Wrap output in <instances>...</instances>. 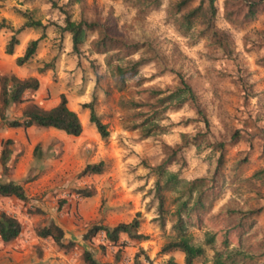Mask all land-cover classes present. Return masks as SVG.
Listing matches in <instances>:
<instances>
[{"label":"rangeland","instance_id":"1","mask_svg":"<svg viewBox=\"0 0 264 264\" xmlns=\"http://www.w3.org/2000/svg\"><path fill=\"white\" fill-rule=\"evenodd\" d=\"M54 1L64 7L69 2ZM181 1L187 2L177 14L179 18L201 4L208 8L211 4V0H161L159 7L146 8L138 0H86L84 10L79 5L67 9L76 21L85 17L110 22L119 33L135 31L138 39H143L144 32L169 67L181 71L192 85L208 126L192 103L175 109L159 103L178 89L179 79L174 72H163L158 63L138 68L135 76L127 75L121 82L128 61L147 56L143 50L121 60L116 52L97 54L93 43L98 35L91 32L76 54L71 37L60 35L53 26L64 25V16L47 0H0V19H8L15 29L22 26L23 19L13 12L14 7L30 9L35 19L50 25L38 53L23 67L17 66L16 60L31 41L42 36V30L20 34L13 56L6 54L12 33L0 30V77L14 74L21 79H39L40 89L29 92L27 98L43 108H53L65 95L84 126L82 135L74 138L38 127L11 130L0 118V154L3 142L10 139L15 143L11 146V170L5 175L0 164V178L21 184L28 195L27 202L0 197V213L17 217L23 225L16 241L5 244L0 240V251L21 238L31 241L40 237V229L57 219L81 241L67 251L57 247L68 257L63 264H84L83 253L91 249L103 257L101 262L107 259L111 264H134L141 251L144 264H150L146 257L153 264H167L172 259L184 264L182 252H162L176 239L173 225L178 192L163 190L158 195V181L164 185L168 177H158L153 168L163 162L169 145L178 151V158L168 171L185 181L213 177L224 154L220 174L225 181L212 210L200 220L194 215L186 218L193 243L206 248L196 264H264V210L254 217L245 216L240 227L230 233L229 227L235 224L226 212L264 207V11L244 22L242 16H228V7L235 6V0H213L216 31L204 37L198 25L190 32L177 28L173 11H178ZM89 103H94L108 127L107 139L90 123V111L84 107ZM25 106L16 105L7 112L8 118L19 119ZM184 134L192 138L199 134L197 143L179 149ZM39 144L43 152L40 160L34 156ZM101 161L107 164L104 174L81 176L88 163ZM82 190L93 196H79ZM159 197L164 200L162 207ZM138 213L139 233L148 236L145 241L123 236L114 246L104 232L90 242L82 240L93 226L131 223ZM208 235L216 237L212 246L205 245ZM43 256L44 251L37 257L43 260ZM35 259L31 258V264H38Z\"/></svg>","mask_w":264,"mask_h":264},{"label":"trees","instance_id":"2","mask_svg":"<svg viewBox=\"0 0 264 264\" xmlns=\"http://www.w3.org/2000/svg\"><path fill=\"white\" fill-rule=\"evenodd\" d=\"M32 1V0H30ZM142 6L148 8L159 7L161 0H138ZM54 8L58 9L64 16V25L53 24L57 28V32L63 36H70L72 39L73 52L79 54L88 38L89 33H97L98 37L93 43L94 51L97 54H109L115 53V56L119 59H127L144 51L147 55L139 60H129L127 63V69L125 74L120 80L123 83L125 77L128 75L135 76L138 68L156 62L162 68V71L174 72L179 79V87L176 91L171 92L169 95L159 99L160 104H168L169 108H179L187 103H192L197 110V114L203 119L206 126H208V120L204 114V111L199 103V98L181 71L169 67L166 59L159 53L157 48L150 42L147 35L142 32L141 27L137 24L136 28L142 32L143 39L136 38L135 31L132 32L128 29L122 30L119 33L118 30L113 27V24L99 23L96 21H88L85 17H82L80 21L73 19L72 13L67 9L74 5H79L83 8L86 5V0H69L66 7L59 6L54 0H47ZM187 1H181L177 4L178 11H173L175 24L177 28L183 32H190L197 25L201 28L200 36L206 37L216 31V12L213 0H211L210 8L205 7L203 4L193 9L191 12L177 17L182 9L185 7ZM228 16L231 18L233 15L235 19L243 17L242 21L253 20L257 15L264 11V2H255L253 0H235V6L228 7ZM13 12L24 20L23 25L15 29L10 21L5 18L0 19V30H8L12 33L10 40L6 45V54L15 55L16 47L20 43L19 35L25 30L39 29L42 30V36L29 43L24 52V55L16 60V64L19 67H23L34 59L38 53L42 43L45 41L47 34L46 31L50 25L44 24L42 21L33 17L32 12L24 10L19 7H14ZM176 16V17H175ZM116 30V31H115ZM132 30V29H131ZM216 35V34H215ZM141 38V37H140ZM41 87V83L37 78L21 79L17 75H3L0 77V118L5 123L8 129H24L28 130L32 127H38L41 129H54L65 133L68 136L79 137L84 131V126L78 112L72 110L68 105V100L65 95H62L61 102L51 108L45 109L38 105L33 98H27L29 92H37ZM134 105L135 103L132 102ZM25 104V108L19 119L10 120L7 116V112L13 110L16 105ZM85 108L90 111V123L99 133L102 139H107L110 135L107 125H105L101 118L98 116L95 110L94 103L84 105ZM189 122V121H187ZM158 127V126H157ZM199 134L193 138L189 134L183 135V147L189 146L192 142L197 143ZM192 139V141H190ZM15 145L13 140H7L2 143V151L0 154V164L3 167L5 175H8L11 168L10 163L13 156V150L11 146ZM223 145H219L220 151H223ZM43 155L42 144L36 146L34 156L40 160ZM165 159L163 162L153 168V171L158 177H168V181L162 185L160 181L157 184L158 195L163 190H172L178 192L179 205L174 212L176 218L173 225V229L176 232V239L164 246L162 252L169 253L172 251H180L184 254V264H196L206 253L204 246L195 245L191 236L188 233V227L186 218H191L194 215L200 220L203 213H208L212 210L216 201L217 194L220 193L222 186L224 185L223 175L220 174L222 169L224 154L221 153L218 161V167L214 173V176L210 179L198 178L192 181L181 180L177 174L169 173L168 168L176 162L178 158V151L171 146H165ZM107 171V164L104 161L99 163H88L81 176L102 175ZM221 177V179H220ZM222 181V183H221ZM173 184V185H171ZM79 196L83 198H90L93 194L89 191L82 190L78 192ZM0 197L3 198H15L22 202L28 201L27 192L21 184L13 180H3L0 178ZM161 198L162 207L164 200ZM192 204V205H190ZM40 210V209H38ZM263 208L256 211L249 210H226L228 219L233 220V224L229 227V233L234 230L235 227H240L241 221L245 216L254 217L260 215ZM43 214L42 211H37ZM239 215L240 219H238ZM140 213L131 223H121L115 227H110L103 224H99L90 228L84 235L82 240L84 242H90L100 232H104L108 242L117 246L120 238L127 236L130 240H137L139 242L148 239V236L139 233L141 226ZM233 226V227H232ZM23 225L22 222L15 216L8 213H0V240L9 244L16 241L22 234ZM39 236L42 238L53 241L57 247L61 250H70L76 246L73 241H66V233L64 229L59 226L54 220L49 225L43 227L39 231ZM215 235H208L206 239V246H212L215 243ZM102 252V251H101ZM97 250H86L83 253L84 264H106L101 262L97 258ZM144 253V251H141ZM141 253L135 255L134 264H144L141 261ZM150 264H153L149 257H146ZM118 261V259H117ZM167 264H179L173 259Z\"/></svg>","mask_w":264,"mask_h":264},{"label":"crops","instance_id":"3","mask_svg":"<svg viewBox=\"0 0 264 264\" xmlns=\"http://www.w3.org/2000/svg\"><path fill=\"white\" fill-rule=\"evenodd\" d=\"M24 10H29L27 8H23ZM6 19V18H5ZM8 20V19H7ZM23 22L21 23V25H23ZM31 31H35V29L32 30H25L26 32H31ZM38 39V38H37ZM36 40V39H35ZM57 106V105H56ZM45 109H51V108H45ZM11 130H16V129H11ZM56 132H59L60 134H63L65 137H72V136H68L63 132L54 130V129H50ZM75 138V137H74ZM52 218H55V216H52ZM56 219V218H55ZM56 223L61 226L65 233H66V241H70L72 240L73 242L79 243L81 242L80 239L75 238L76 236L73 235L71 232H69L66 227L64 225H62L57 219L55 220ZM24 237H27L26 234H23ZM75 236V237H74ZM31 239V241L29 240H24L23 238L19 239L16 243H13L11 245L6 246L3 250L0 251V264H31V258H37L35 259L36 261L39 259L38 253H42V251H44V258L45 259H39L37 262L38 264H63L66 263V260H68V257L66 256V254L62 251H60L57 248V245L51 241V240H47V239H43L41 237H34ZM34 244L36 246H34ZM33 245V246H31ZM31 246V247H30ZM41 247L42 249H38V247ZM38 252V253H37ZM32 254V255H28V254ZM99 261L103 260V257L101 256H97ZM103 261L104 263L109 262L108 264H111V260H107ZM44 262V263H43Z\"/></svg>","mask_w":264,"mask_h":264}]
</instances>
